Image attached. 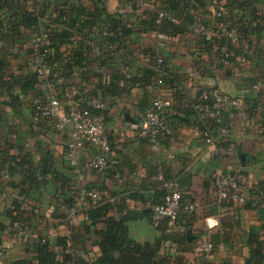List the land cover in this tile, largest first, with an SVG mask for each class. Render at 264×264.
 Instances as JSON below:
<instances>
[{
  "label": "crops",
  "instance_id": "1",
  "mask_svg": "<svg viewBox=\"0 0 264 264\" xmlns=\"http://www.w3.org/2000/svg\"><path fill=\"white\" fill-rule=\"evenodd\" d=\"M22 1L38 10L44 0ZM129 1L134 5L143 3V15L166 7L165 0H117L116 10L110 11L109 0H67L66 6L54 8V15L60 17L55 27L62 32L61 36L66 32L67 35L55 48V68L60 81L51 91L65 107L76 102L80 87L101 89V82H108L112 73L120 69L108 30L114 20H128L124 6ZM215 1L206 6L205 19L209 25L215 24ZM253 2L258 10L257 18L248 14L245 21H250L248 34L255 61L247 64L235 61L228 68H212L211 54L205 45L198 43L201 37L191 32L177 36L157 31L133 35L137 37L131 46L134 64L125 76H135L138 80L131 81L121 94L108 96L111 106L106 123L115 171L108 168L99 172L87 167L92 154L90 149L81 153L80 172L78 168L69 169L68 134L54 128L47 120L34 119L35 104L46 102L49 92L36 73L32 54L35 36L41 28L23 29L22 36H0V58L4 61L0 66V161L3 162L0 165V239L5 246L4 264H47L39 253L42 238L48 241L56 258L66 248L77 252L79 249L85 257L100 254L97 230L103 224L92 225L83 217L79 221L77 218L75 223L64 218L66 213L56 199L61 183L56 182V175L38 173L35 188L28 194L22 193L24 174L16 165L17 161L33 158L41 167L47 154L50 156L47 165L60 169V173L67 170L69 192L74 198L78 187L93 188L105 200L124 198V208L134 211L146 206L153 208L157 203L155 186L160 173L179 179L184 201L197 200L201 207L181 216L180 225L174 228L178 232L162 230L145 216L126 219L130 236L139 242L158 241L159 257L165 264H246L252 250V229L264 245V193L258 191H264V0ZM4 10L1 9L0 14H4ZM78 15L86 23L91 21L95 25H80ZM132 21L131 17L129 24ZM85 34L89 36L85 41L92 47L89 50L83 45V54H88V58L79 68L75 59ZM157 58L164 59L167 68L179 76L174 87L158 86L155 79L153 82L143 80L149 77L141 68L153 66ZM207 87L238 96L253 110L250 118L227 112L219 117L207 114L209 116L200 120L202 126L211 130L218 144H236V151L224 159L216 158L213 148L196 133L195 116L185 105ZM157 94L171 99L173 105L164 112L171 132L161 139L160 148L154 150L148 140L139 135L136 122ZM240 168L251 175L256 188L248 192L242 203L219 202L212 182L213 172ZM13 215L25 222V233L21 236L13 231ZM201 239L212 241L214 249L197 254L195 245Z\"/></svg>",
  "mask_w": 264,
  "mask_h": 264
},
{
  "label": "trees",
  "instance_id": "2",
  "mask_svg": "<svg viewBox=\"0 0 264 264\" xmlns=\"http://www.w3.org/2000/svg\"><path fill=\"white\" fill-rule=\"evenodd\" d=\"M213 1L214 0H165L166 7L160 10L169 11L178 19V22L164 20L159 24L156 23L157 14L160 10H158L157 12L144 13V15L142 13L143 16L134 18L133 21L130 22V24L129 20L131 19V17L128 14L127 21H124V19L122 18H119L118 21L114 20L109 26L108 31L110 37L109 42L113 48V55H116L115 61L120 64L119 50L123 47L127 50V54L130 58V65L134 64L131 46L137 40V37L133 36L137 32L157 31L158 33L166 34L169 36L186 35L187 33H192V28H194V26L198 23H204L214 30L223 29L222 25L229 24L230 29H235L240 34V38L244 40V44H242L241 46V44L239 45L232 39L224 37L221 41L222 46L235 50L238 55L246 56L250 62L255 61V55H251L250 50V45L252 44L251 37L248 34L250 21H245L248 14L251 15V17L257 18L258 10L254 6L253 0H228V2L226 1L225 3H223V0H217L218 4L223 5L226 8L227 12L221 17L215 16V24L209 25L210 23H207L205 19V16L208 13L206 6ZM235 3H237V6L234 5ZM218 4L215 5L216 9H219ZM66 5L67 0H44L41 7L37 10L34 7L29 8L28 5L24 4L22 0H0V10L5 9V13L0 14V36H22L24 33L23 29L34 30L36 28H43L46 32H48V36L50 39V44L46 46V48L48 49L46 58L51 64L54 74L58 75L57 69L55 68V48L59 44H61V42H63L62 38L65 36V34L67 35V32L62 34L61 36L62 32H60L57 27H55L57 23H60V17H56L53 10L54 8ZM237 9H241L243 12L238 13L236 11ZM62 16L63 15H61V17ZM78 20L80 21V25H95V22L91 21L86 23L84 19L79 18V15ZM81 27L83 29L84 26ZM41 29L37 32L36 36L39 35ZM68 37L69 36H67L66 38ZM83 37L84 40L80 41V45L78 46V57L75 59V62L79 68H82L85 65V60L88 58V54L87 56L83 54V45H86V48L89 50H91L90 47H92L85 41L87 38H89V36L85 34V36ZM217 42V38L206 40L204 37H201V39L198 41L199 44L205 45L206 49H208L209 53L212 56V61L214 57V47ZM33 52L34 43L32 47V54ZM3 62V58H0V66L3 65ZM102 64L103 62L101 63V65ZM86 66H88V64ZM141 69L142 71H144V74L149 77L148 80H146L145 78L143 79L146 82H153L154 79L155 82H157L158 78L161 77L163 80V85L166 84L174 87V83L179 80V76L171 72V70L167 68L166 61L164 59L159 61V58H157L155 59V63L153 64V66H144ZM86 72L87 71L83 72V74H85ZM68 74L71 73L69 72ZM123 77L124 74L120 71V69H118L112 73L111 78L110 80H108V82L104 84H102L101 82V89H98L96 87L93 88L95 90H99L103 98L108 100V96L121 94V91L123 92V90L128 87L131 81L138 80L135 76L130 78L125 77L127 82L124 86H122L120 84V80ZM82 90H84V88L80 87L79 91ZM79 97L80 96L78 94L76 97V102L78 101ZM198 97L196 99L187 101V103L185 104L189 106V109L192 110L191 113L195 116L193 127L199 128L202 131L207 130L212 135V132L209 128L200 124V120L205 119L206 116H209L210 114L207 115L196 107ZM108 101L109 105L111 106V101ZM70 106L71 105L67 107ZM108 108L96 111V113L104 115L105 121ZM145 110H143L142 112H144ZM251 113L253 114V110H251ZM25 159L26 158H23V160L20 162L17 161L16 164L19 166V168H21V171L24 174L23 184L25 185V188L22 190L23 194H28L30 190L35 188V185L38 184V173L42 172V174L56 175V177L54 176L56 182H61L56 194V199L59 195H61L67 205L73 204L75 195H73L71 191L69 192L70 189L67 170H64L63 173H60V169L49 164L47 165L50 160L49 154H47L46 160L41 167L38 166L33 158L32 160ZM1 164H3V162L0 161V165ZM108 168L113 169L114 171L117 170L115 169L117 168L115 164H112ZM69 169L72 170L74 169V167L69 164ZM155 176L157 177L156 173ZM158 180L159 183H157L155 186V193L158 196H156L154 200L157 202L156 204H162L164 202L165 196L167 195V190L163 188L164 181L160 179ZM166 180L179 179L166 177ZM254 188H256V186L253 184L249 192ZM84 189L87 190L93 188L78 187V193H81ZM258 191L264 193V191L262 190ZM153 196H155V194ZM122 212L125 213V215H116L117 213L121 214ZM183 214L185 213H181L179 215L177 222L178 226L180 225V218ZM153 215L154 211L150 206H146L141 211H134L124 208V198H122L121 200L117 199L110 201L105 200L101 197L100 205L88 210L89 219H87V222H90V224L92 225L97 226L98 223L103 224V227L97 230V244L100 248L99 255L85 257L79 253V249L77 252L73 248H66L61 253V256L59 258H56L55 254L49 247L48 241L45 238H42L41 246L39 248L40 257L42 258V261H45L47 264H165V260L159 257L160 243L158 241L139 242L135 240L130 236L129 228L126 224V219H133L137 216H145L151 221L152 224L155 225ZM12 218L14 220L13 223L15 221L21 220L18 219L19 217L16 215H13ZM64 218L67 220L66 214ZM156 227L161 228L165 231L170 230L178 232L175 229H172L168 225V222L165 220L157 224ZM254 231L255 229H252V236L250 237L252 250L250 257L246 261V264H264V245L259 237L254 233ZM184 237H186V234H184ZM0 243H2L1 239Z\"/></svg>",
  "mask_w": 264,
  "mask_h": 264
},
{
  "label": "built area",
  "instance_id": "3",
  "mask_svg": "<svg viewBox=\"0 0 264 264\" xmlns=\"http://www.w3.org/2000/svg\"><path fill=\"white\" fill-rule=\"evenodd\" d=\"M214 4H218L217 1ZM219 5L216 9L215 16H223L227 10L223 5ZM124 11L131 17L138 18L143 13V3L134 5L127 2ZM164 20L178 22V19L167 10H160L157 14L156 23ZM223 29H216L207 26L204 23H198L192 28V34L204 37L206 40L217 38L218 42L214 47V57L212 68H228L235 61L239 64H247L249 60L246 56L238 55V53L230 48L222 46V38L232 39L239 45L244 44V40L240 38V34L235 29H230L229 24L222 25ZM50 44L48 32L41 29L38 36L34 39L33 60L35 70L40 80L49 88L48 98L46 102H38L34 107V119L36 121L47 120L54 128L66 132L69 136L67 144V160L68 163L81 168V153L85 149L92 150L89 157L87 167L102 172L110 167L113 162L111 160L112 142L110 131L105 121L104 115L96 113L97 110L108 108L109 101L103 98L100 91L88 86L82 91L78 90L79 99L70 107H65L57 94L51 91L54 84L60 81V77L53 72L51 64L46 58L48 49L46 46ZM120 71L124 74L120 84H126V74L129 72L130 58L125 48H120ZM158 86L163 85L161 77L157 81ZM260 85V84H258ZM171 99L165 98L162 94H157L151 102L150 106L141 112L136 122L138 133L141 137L149 140L154 150L160 148L161 139L171 132V126L164 117L165 110L172 106ZM196 107L212 116H222L227 112H235L244 118L252 116L250 107L238 96L222 92L214 87L204 88L198 97ZM198 135L204 138L205 142L212 147L214 156L218 159H224L233 154L237 146L235 143L220 145L209 131H202L195 128ZM160 180L164 181L163 188L167 190L164 202L153 206V219L155 225L161 221H167L168 225L174 229L177 228L178 218L181 213H192L201 207V203L197 200L184 201L183 188L179 180H165L160 173ZM212 182L216 190L217 200L224 202L233 200L242 203L246 200V195L253 186L251 175L245 169L236 170H217L212 174ZM72 205H67L61 195L58 196L60 208L65 211L66 218L69 222L75 223L81 217L89 219L88 210L97 207L101 203V194L96 189L82 190L81 193L74 198ZM14 233L23 235L25 233V223L21 220L13 223ZM214 249V243L208 239H201L195 245L197 254H206ZM5 246L0 243V264H4Z\"/></svg>",
  "mask_w": 264,
  "mask_h": 264
},
{
  "label": "clouds",
  "instance_id": "4",
  "mask_svg": "<svg viewBox=\"0 0 264 264\" xmlns=\"http://www.w3.org/2000/svg\"><path fill=\"white\" fill-rule=\"evenodd\" d=\"M108 6L110 11H115L117 8V0H109Z\"/></svg>",
  "mask_w": 264,
  "mask_h": 264
}]
</instances>
